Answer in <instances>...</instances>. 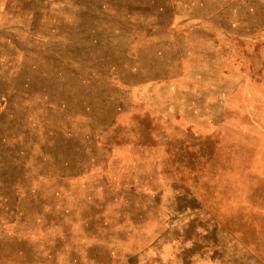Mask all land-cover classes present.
Here are the masks:
<instances>
[{
  "label": "rangeland",
  "instance_id": "1",
  "mask_svg": "<svg viewBox=\"0 0 264 264\" xmlns=\"http://www.w3.org/2000/svg\"><path fill=\"white\" fill-rule=\"evenodd\" d=\"M0 264H264V0H0Z\"/></svg>",
  "mask_w": 264,
  "mask_h": 264
}]
</instances>
